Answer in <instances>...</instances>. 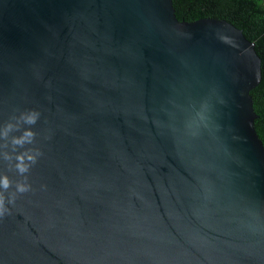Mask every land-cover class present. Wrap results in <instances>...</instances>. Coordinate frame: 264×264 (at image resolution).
<instances>
[{
  "label": "water",
  "instance_id": "obj_1",
  "mask_svg": "<svg viewBox=\"0 0 264 264\" xmlns=\"http://www.w3.org/2000/svg\"><path fill=\"white\" fill-rule=\"evenodd\" d=\"M260 82L241 30L172 0H0V132L40 114L0 139V264H264Z\"/></svg>",
  "mask_w": 264,
  "mask_h": 264
},
{
  "label": "trees",
  "instance_id": "obj_2",
  "mask_svg": "<svg viewBox=\"0 0 264 264\" xmlns=\"http://www.w3.org/2000/svg\"><path fill=\"white\" fill-rule=\"evenodd\" d=\"M172 3L179 21L224 20L253 42L261 60V82L250 95L258 116L255 130L264 145V0H172Z\"/></svg>",
  "mask_w": 264,
  "mask_h": 264
},
{
  "label": "clouds",
  "instance_id": "obj_3",
  "mask_svg": "<svg viewBox=\"0 0 264 264\" xmlns=\"http://www.w3.org/2000/svg\"><path fill=\"white\" fill-rule=\"evenodd\" d=\"M39 113L32 111L29 113L21 114L19 117L17 123L14 125L12 123H9L2 132H0V139H3L5 141L8 140L9 135L16 131H21L22 125H28L29 127L24 129L19 136H12L11 138V145L13 146V152L17 151L19 148H24L27 144H32L35 140V132L32 131L31 126L35 125L39 120ZM4 148H8V143H5ZM41 155L39 151L32 152L30 150H26L24 152H19L15 156V170L18 174L21 176H25V182L17 183L16 185V191L19 193H25L30 191L31 186L26 182L27 177L26 173L30 171V168L32 165H34L37 162V159ZM3 158L5 160L11 161L12 156L5 152ZM12 187V182L9 179L7 175H4L0 177V216H3L8 210L5 207V196L4 193L7 192ZM8 203L14 202V197L9 199L7 201Z\"/></svg>",
  "mask_w": 264,
  "mask_h": 264
}]
</instances>
